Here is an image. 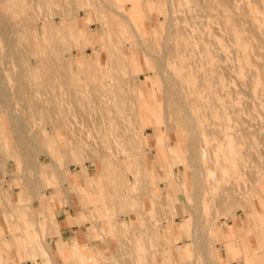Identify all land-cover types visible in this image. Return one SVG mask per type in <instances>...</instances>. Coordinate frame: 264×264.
Instances as JSON below:
<instances>
[{"label":"rangeland","instance_id":"1","mask_svg":"<svg viewBox=\"0 0 264 264\" xmlns=\"http://www.w3.org/2000/svg\"><path fill=\"white\" fill-rule=\"evenodd\" d=\"M227 5L226 12L219 0H0V15L13 27L9 33L0 27V93H7L0 95V191L24 205L26 190L32 196V188L43 185L53 192L65 170H81L95 182L90 189L85 181L84 206L102 199L101 210L114 222L108 231L120 246L119 256H102V264H205L206 255L195 248L196 230L218 264L219 252L228 255L227 238L221 241L216 230L247 222L250 228H238L233 243L247 250L233 264H245L246 252L251 264H264V0ZM229 13L239 22L236 35L224 22ZM182 36L192 44L189 58L200 85L194 96L211 162L201 171L200 182L210 190L198 208L190 133L183 114L165 113L159 60L169 44L188 47ZM76 145L88 157L85 168L70 163ZM234 150L239 160L223 169L221 158ZM230 180L241 194L222 203ZM37 205L33 200L18 211L22 228L14 229L30 244L53 227ZM9 209L0 206L3 239L14 231ZM96 211L94 218L104 221ZM43 220L46 234L39 236L44 227L36 222ZM13 251L18 255L15 249L9 255ZM6 262L0 256V264Z\"/></svg>","mask_w":264,"mask_h":264},{"label":"crops","instance_id":"2","mask_svg":"<svg viewBox=\"0 0 264 264\" xmlns=\"http://www.w3.org/2000/svg\"><path fill=\"white\" fill-rule=\"evenodd\" d=\"M51 165L53 166L52 163ZM49 177L51 178V176ZM85 179L86 176L81 170L70 174L69 170H65L64 177L61 178L60 182H57L58 184L61 183L60 188L57 184V188L50 192L43 185L34 186L31 190L33 197L26 190L27 204L24 205H21L18 196L12 200L6 190L0 191V206L11 204V209L8 212L15 218V221L11 222L9 220L8 222V226L11 229L22 228V226H18L20 224L18 211L23 206H30L33 200L34 204L38 203L36 209L40 205L45 209V218L53 226L48 232V237L41 238L39 243L30 244L21 232L17 234V230L12 232V239H3L0 235V256L3 257L4 261L7 260L5 264H102V256H119V243L108 231L114 225L113 217H108L107 212L101 210L102 199L95 206L85 207L83 204L81 192L87 189L84 185L85 181L88 188L95 189L94 180L90 177L87 180ZM97 181L100 185L99 189H101V179L98 177ZM13 188L17 187L13 186ZM96 206H98V211L95 210ZM95 211L104 218V221L94 218L96 215ZM36 223L44 227V234L38 233L39 236H44L46 234L45 221H37ZM5 225V214L4 210H2L0 212V228ZM125 226H127V223ZM242 227L249 229V222L244 223L243 226L228 224V229L225 233L221 232L220 229L216 230L221 241L227 238L226 249L228 256L225 259L219 252L217 256L220 264H233L234 257L239 259L241 256L238 254H244V248L246 249V247L240 248L236 246V243L233 244L237 240L235 231ZM179 231V234H181L183 230L180 228ZM1 232L2 230L0 229V234ZM176 238L181 239V235L171 237L173 243ZM262 238V243H264L263 235ZM11 249H15L20 256L16 255L14 251L13 254L9 255ZM6 256L8 257L6 258ZM19 257L23 260L19 259ZM243 257L245 264H251L253 256L248 255L246 252Z\"/></svg>","mask_w":264,"mask_h":264},{"label":"bare ground","instance_id":"3","mask_svg":"<svg viewBox=\"0 0 264 264\" xmlns=\"http://www.w3.org/2000/svg\"><path fill=\"white\" fill-rule=\"evenodd\" d=\"M219 1H221V5L225 8V11L226 12L229 11V7L227 5V0H219ZM207 7H208V5H207ZM118 13H119V11H118ZM121 14L124 17V20L127 21L128 23H130L129 18L125 14H123V12ZM234 15L230 14V13L229 14H225L224 22H225L226 27L229 28V30L232 31V33H234V35H236V33L239 30V22H238L237 18ZM249 21H251L253 26H256V27L259 26V23L257 22L258 21V16L250 17ZM0 27L5 33L6 32L9 33V32L12 31L13 27H11V25H10L7 17L5 16V14L2 15V16L0 15ZM180 28H179V30H180ZM183 30H184V28H183ZM179 33L177 34V36L178 35L181 36ZM182 38H184V37L182 36ZM239 41H240L242 46H246V40H245L244 37H240ZM182 42L185 43L188 47L177 49V48L174 47V45L170 46V44H169L168 47H165V49H164V51H165V54L163 53L165 55L164 58H162V59L158 58V59L160 60V66H161V69H162V71H161V75L162 76L161 75L160 76L162 78L164 89H165V92H166V96H165L166 97L165 98L166 111H165V113L166 114L174 113V114H177V115L183 114L182 126H184L188 130V132L190 133V137H189V139H190L189 143L190 144H188V145H190L189 146V149H190L189 160H190V162L192 164V171H193V173L195 175L194 179H196L195 180L196 188H195V194H194V196H195V205H194V207L198 208V207H201V204H204L203 203L204 200L202 201L203 197L201 196L202 193L206 192L205 190H210L209 186L207 188L205 187V186H207V184L203 185L202 181H204V180H202L200 182L201 171L203 169H205V167L207 169H208V167L210 168L209 165L207 167V163L210 164L211 162H208L209 157H207L206 150L204 149L203 141L205 140V136H207V135L205 133V129L203 127L202 121L200 120V116L201 115H200V110L198 108L199 104L196 102V98L194 96L195 92L197 91L196 85L199 83V81L197 80L196 76L194 75V67L192 66V63L190 62V58H189V56H191V54L189 52L191 51L190 48L192 47V44H191V42L189 40H187L185 38L183 39ZM166 43H167V41H166ZM157 66H158V64H157ZM0 78H1V72H0ZM0 82H1V79H0ZM141 86H143V85H141ZM199 89H200V87H199ZM143 91H144V89H143ZM143 94H145V93H143ZM0 95H2L1 97H3V95L7 96V93L5 94V93L2 92V93H0ZM140 96L142 97V92H141ZM145 98H146V96H145ZM0 99H3V98H0ZM142 103L143 104H141V106L148 107V104H145L143 101H142ZM5 104L8 105V103H5ZM9 109L12 110L11 108H9ZM139 114L141 116H144V117L146 115L150 116L148 114V112L144 111L143 109H139ZM140 115H139V117H140ZM15 117H17V116L15 115ZM141 118H138V120L141 119ZM201 118H202V116H201ZM141 120L143 122V119H141ZM140 123H141V121H140ZM25 124H27V123L25 122ZM214 124H216V123H214ZM16 126L20 130H22L21 129L22 126L20 125V123L17 122ZM19 129H18V132L20 133ZM217 129L219 130V128H217ZM208 132H210V131H208ZM20 136H22V135H20ZM210 145H211V143H210ZM210 145H209V147H210ZM70 154L72 156V159L70 160V163L72 162V163L80 165V167L83 166V168H85V161H87L88 157H85V154H84L83 149H82L81 146H77L76 145L75 147H73L71 149V151H70ZM239 155L240 154L236 150L229 151L228 153H225L223 155V158H221L222 159V163H223L222 168L223 169L228 168L229 164H231V163L235 164V162L239 160ZM81 156H82V158H81ZM211 156H212V153H211ZM212 161H214V159ZM242 161L244 162V160H242ZM243 162L240 165H243ZM220 163H221V161H220ZM213 165L214 164L212 163V167H213ZM240 165H239V167L242 168V166H240ZM241 168H239V169H241ZM206 176H204V177L206 178ZM218 178H219V176H218ZM232 181L230 180L226 184L224 183L225 185L222 188L221 193H220V197H219L220 201L222 203H225V202L227 203L228 201H231L233 199L235 200V197H237L239 194H241L239 192L238 185L235 184ZM204 183H205V181H204ZM203 188H204V190H203ZM250 191H252V190H250ZM250 194L249 195L252 196V193H250ZM251 200H252V198H251ZM248 204H249V201L247 202V205ZM188 205H189V208L191 209L189 203H188ZM245 205L246 204H242V207L245 206ZM252 205H254L253 207H256L255 206V201H253ZM192 213L196 217V212L194 211V209L192 210ZM196 220H197V227L195 229H198V227L200 225V221H199V219H196ZM196 231L194 232L195 248L203 251V253L206 255V262L204 261V263L205 264H217V258H212V257L207 255L208 254V251H207V248H208L207 245L208 244L205 241H202L201 238L203 236L200 238L201 240L199 239L200 241L197 240L198 234H197ZM205 239H206V237H205ZM212 241L213 242L217 241V236L216 235H214V237L212 238Z\"/></svg>","mask_w":264,"mask_h":264}]
</instances>
